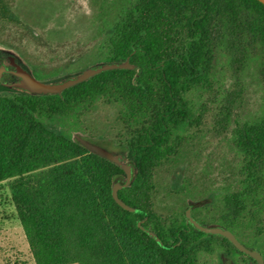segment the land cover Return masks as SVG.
Wrapping results in <instances>:
<instances>
[{
  "label": "trees",
  "instance_id": "obj_1",
  "mask_svg": "<svg viewBox=\"0 0 264 264\" xmlns=\"http://www.w3.org/2000/svg\"><path fill=\"white\" fill-rule=\"evenodd\" d=\"M11 1L0 0V30L21 25ZM96 3L89 61L128 59L133 68L101 72L58 94L0 92V183L8 182L29 261L205 264L201 256L215 253L227 264L234 251L256 264L225 237L187 223L184 209L185 197L198 198L194 209L236 236L251 242L264 234V100L261 114L241 116L253 86L264 99V4ZM206 105L232 154L226 188L209 202L200 197L208 188L194 171L198 153L189 140ZM100 107L114 110L113 141L133 171L118 196L141 213L112 197L124 171L75 138Z\"/></svg>",
  "mask_w": 264,
  "mask_h": 264
},
{
  "label": "rangeland",
  "instance_id": "obj_2",
  "mask_svg": "<svg viewBox=\"0 0 264 264\" xmlns=\"http://www.w3.org/2000/svg\"><path fill=\"white\" fill-rule=\"evenodd\" d=\"M95 5V0H12L11 10L21 25L11 24L0 30V51L14 55L29 70L36 68L34 73L37 78L48 79L57 69L63 71L59 74L61 77L76 75L78 70L87 66L92 55L96 31L93 22ZM255 88L253 86L247 95L248 105L241 113L243 119L261 114L260 105L264 99L260 90ZM5 90L0 87V92ZM204 99L202 97L201 101ZM204 109L198 115V122L189 128V140L193 143L192 152L198 153V161L192 158L195 161L194 171L202 175L208 188L200 197L209 202L210 193L217 197L219 191L226 188L232 154L226 138L216 133L214 109L207 105ZM113 114L112 109L98 108L76 134L111 153L123 155V148L113 141ZM197 199L193 198V201ZM192 215L201 224H218L208 218L202 209H193ZM237 237L248 248L264 251V234L251 242ZM204 255L200 261L205 264H220L215 253ZM232 256L234 259H227L225 263L243 264L238 253L233 251ZM22 261L32 264L10 199L8 182L3 181L0 183V264H25Z\"/></svg>",
  "mask_w": 264,
  "mask_h": 264
},
{
  "label": "water",
  "instance_id": "obj_3",
  "mask_svg": "<svg viewBox=\"0 0 264 264\" xmlns=\"http://www.w3.org/2000/svg\"><path fill=\"white\" fill-rule=\"evenodd\" d=\"M258 1L264 4V0H258ZM15 66L17 68V71L15 72V74L20 78V80L13 81V82H7L5 83V85L9 88L15 87V88L27 91L32 94H58V93H61L63 90L71 86H74L77 83L83 82L87 80L88 78L96 74H99L101 72L112 70V69L133 68V66L129 63L128 59H126V61L124 62L101 63L95 67H89L74 77H70V78H67V79H64L58 82H45V81L36 79L34 76H32L27 70H25L21 66L17 64ZM75 138L79 141V143H81L84 147H86L90 152L95 153L99 155L100 157L107 159L110 162L115 163L124 171L125 177L123 181L121 182L117 180L112 185V189H111L112 197L115 200V202L119 206H121L123 209L128 210L130 212L141 213L142 212L141 210L130 207L124 201H122L118 196V190L121 188L127 187L132 180L133 171H132L130 162L127 160V158L119 153H116V154L111 153L105 148L97 144H94L90 141L85 140L78 134L75 135ZM184 215L187 218V221L195 229L202 231L204 233H207V234L221 235L225 237L233 245V247L236 250L248 255L250 258H252L256 262V264H264V258L262 254L259 251L248 248L246 245L241 243L230 230L223 228L221 226H217V225L207 226V225L201 224L200 222L196 221L194 217L191 215V205H189L185 209ZM144 230L151 237H153L156 241L162 244L160 238L153 231L147 228H144Z\"/></svg>",
  "mask_w": 264,
  "mask_h": 264
},
{
  "label": "flooded vegetation",
  "instance_id": "obj_4",
  "mask_svg": "<svg viewBox=\"0 0 264 264\" xmlns=\"http://www.w3.org/2000/svg\"><path fill=\"white\" fill-rule=\"evenodd\" d=\"M96 63H99V62H87L86 64H87V66L85 67V68H83V69H80V70H78L77 71V73H75L76 75H78V74H80L83 70H85V69H87V68H89V67H95V66H97V65H99V64H96ZM19 65V66H21L22 68H24L25 70H27L32 76H34L36 79H38V80H41V81H45V82H58V81H61V80H64V79H67V78H70V77H74V76H76V75H73V76H71V75H66L65 77H61L60 75L63 73V71L61 70H59V69H57L56 70V72L55 73H53V74H51L49 77H47L48 79H41V78H37V76L35 75V73H34V70L36 69H34V68H32L31 70H29V69H27L26 67H24L23 65H21L17 60H16V57L14 56V55H12V54H10V53H7V52H4V51H0V87H3L4 89H6V90H8V89H14V90H21V89H18V88H15V87H13V88H9V87H7L6 85H5V83H7V82H13V81H19L20 80V78L15 74V72L17 71V68H16V66L15 65ZM101 64V63H100ZM40 70V69H39ZM60 74V75H59ZM58 79H57V78ZM24 91V90H23ZM120 154V153H119ZM125 157V156H124ZM216 193H218V192H216ZM214 195V194H213ZM207 199H209V198H207ZM203 200H205V201H207L206 199H203ZM199 201L198 200H195V201H193L192 199H190V198H188L187 199V203H188V205H187V207L189 206V205H191V215H192V211H193V209H194V207H195V205H197V203H198ZM186 207V208H187ZM185 208V209H186ZM185 209H184V212H185ZM193 216V215H192ZM186 218V217H185ZM195 219V218H194ZM196 220V219H195ZM186 221H187V218H186ZM197 221V220H196ZM199 222V221H198ZM187 223H189L188 221H187ZM207 226H214V224H212V225H207ZM217 226H221V225H219V224H217ZM221 227H223V226H221ZM223 228H225V227H223ZM227 229V228H226ZM229 230V229H228ZM231 231V230H230ZM232 232V231H231ZM233 233V232H232ZM234 234V233H233ZM235 235V234H234ZM235 237L238 239V237L235 235ZM239 240V239H238ZM240 241V240H239ZM241 242V241H240ZM242 243V242H241ZM236 251H238V250H236ZM239 252V251H238ZM239 253H242V252H239ZM242 254H244V253H242ZM239 255V254H238ZM244 255H246V254H244ZM248 256V255H247ZM240 257V260L242 261V263L243 264H250V260H247L245 257H242V256H239ZM252 259V258H251ZM256 263V262H255Z\"/></svg>",
  "mask_w": 264,
  "mask_h": 264
}]
</instances>
